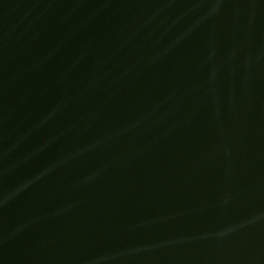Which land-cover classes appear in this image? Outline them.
Masks as SVG:
<instances>
[{
    "label": "water",
    "instance_id": "water-1",
    "mask_svg": "<svg viewBox=\"0 0 264 264\" xmlns=\"http://www.w3.org/2000/svg\"><path fill=\"white\" fill-rule=\"evenodd\" d=\"M0 264H264V0H0Z\"/></svg>",
    "mask_w": 264,
    "mask_h": 264
}]
</instances>
